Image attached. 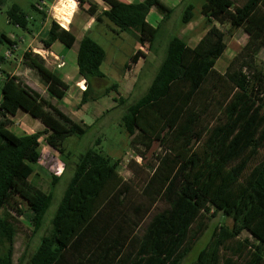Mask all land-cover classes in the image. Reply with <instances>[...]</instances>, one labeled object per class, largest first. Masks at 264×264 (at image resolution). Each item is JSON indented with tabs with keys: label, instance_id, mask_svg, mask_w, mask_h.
<instances>
[{
	"label": "trees",
	"instance_id": "16d2710c",
	"mask_svg": "<svg viewBox=\"0 0 264 264\" xmlns=\"http://www.w3.org/2000/svg\"><path fill=\"white\" fill-rule=\"evenodd\" d=\"M102 2L105 8L95 22L108 23L137 43H142L143 35L151 43L155 39L157 29L147 21L150 10L160 15L161 22L173 13L161 0ZM199 13L208 28L203 37L191 48L172 36L146 93L126 106L121 116L128 137L137 134L141 144L149 147L159 142L165 150L143 194L151 203L165 197L169 208L156 214L143 235L136 237L134 230L146 212L133 207L134 219L123 211L129 187L119 177L118 162L89 148L78 156L50 230L40 238L29 264H181L208 220L219 213L231 220V226L216 227L192 264H264V77L253 63L264 50V0H202ZM45 19L42 13L40 20ZM193 19L194 6L184 0L180 21L187 25ZM6 20L23 32L32 31L27 15L17 5L6 11ZM213 22L242 29L248 36L223 73L215 70V64L226 50V37ZM55 42L71 49L76 38L51 21L40 43L49 49ZM0 43L11 52L16 46L4 34H0ZM105 58L103 48L89 35L79 40L76 67L85 89L78 108L98 99L90 96L92 81L104 78L100 66ZM5 60L0 54V73H4ZM20 63L37 75L49 97L65 98L68 85L43 58L25 50ZM116 89L112 84L100 97L118 94ZM112 100L116 105L124 103L121 98ZM19 111L40 121L43 131L13 133L8 118ZM87 129L20 77L4 76L0 97V264H12L16 221L10 213L21 216L24 204L32 213L30 224L36 234L52 201L58 178L53 177L48 192L32 181L36 178L32 166L40 159V138L44 136L45 143L62 155L65 139L83 136ZM99 143L96 139L94 146ZM243 231L253 242L238 241ZM226 251L230 256L223 254Z\"/></svg>",
	"mask_w": 264,
	"mask_h": 264
},
{
	"label": "rangeland",
	"instance_id": "374dc122",
	"mask_svg": "<svg viewBox=\"0 0 264 264\" xmlns=\"http://www.w3.org/2000/svg\"><path fill=\"white\" fill-rule=\"evenodd\" d=\"M69 1L0 0V34H4L16 42V46L12 48V58L10 56L6 57L5 63L1 66L4 73H0V77L2 76L0 87L2 86L4 76L8 73L24 78V81L35 89L40 86V82L37 80L35 73L28 72L27 70L26 76H24L23 72L26 69L21 63H18L20 65L17 64L18 60L17 62L13 61V58L19 59L25 50H29L43 59L45 58L46 66L50 69L52 67L55 68L54 60L49 50L42 46L40 40L46 36L45 31L51 21L58 23L59 26L61 25V22L54 17L53 8ZM71 1L75 5L73 6L71 4L73 10L72 15L69 17L71 24L65 28L60 27L71 31L77 39V42L70 50L63 48L65 49L64 59L66 64L62 69L55 68L56 72L61 77L68 75L72 79L76 78L79 81L81 80L77 72L72 69L76 67L78 41L82 36L87 34L106 53V58L100 66V71L104 74V78L92 81V92L90 96L98 97V99L94 103H88L84 111H78L77 106H73L71 103L73 88L68 92V95L71 97L70 99L66 98L57 102V108L61 109V111L65 110L67 114L73 113L72 117L74 119L81 117L85 125L88 126V129L83 136H68L62 144L64 150V154L62 155L57 151L53 154L54 150L45 143L44 136L40 138V146L38 148L40 159L38 163L32 166L36 173V178L32 181L43 192H48L51 188L53 177L58 179L52 188L53 197L44 216L42 229L36 234H32V226L30 224L32 213L24 204L20 206L23 212L21 216L10 213L16 221L12 264H29L30 255L37 247L40 238L50 230V222L72 178L73 166L78 156L89 148L96 149L104 156H107L111 162H118L117 172L119 177L123 180L126 179L129 187L124 196L123 211L127 215L134 217V219L136 215L132 211L133 207H140L146 212L134 230L136 237L143 235L147 224L156 214L169 208V202L165 197H157L151 203L149 197L143 194V189L159 159L165 155V150L159 142H153L149 147L141 144L143 143L142 139L137 134L133 137H128L121 126V116L126 106L146 93L161 60L164 58L167 42L172 36H177L182 39L191 48L203 37L208 28L205 25L204 17L199 13L202 0H189L194 6V19L187 25H183L180 21L184 0H161V2L173 9V13L165 22H161L160 15L154 10L152 12L153 16H148L147 21L149 24L157 29L155 39L152 43L144 35L141 36L142 43L134 42L129 34L118 32L108 23H96V15L105 8L102 0H84L85 3L83 5L79 4L77 0ZM41 2L44 4L41 5ZM12 5H17L27 15L28 20L32 24L31 33L23 32L7 23L6 11ZM34 5L38 9L37 11L33 8ZM42 13L46 16L43 22L40 20ZM44 23H46V26H44ZM83 27L87 28L86 31L82 30ZM218 28L225 33L227 50L225 52L226 54L216 62L215 70L223 73L232 58L245 44L246 35L242 29H231L226 23L224 25H218ZM56 45L63 47L59 42H56ZM54 50H56L55 46ZM5 51L6 45L0 43V54H4ZM138 52L142 53L143 56L138 54ZM253 63L254 67L264 77V50L257 54ZM112 84L117 85L116 90L118 94L110 92L108 96L100 97L104 89ZM81 87L83 89L85 88L84 85ZM262 88H264V81H262ZM45 96L48 97L46 93ZM114 97L123 99L124 103L116 105L114 102L115 107L108 109L106 106L112 104L113 101L111 100ZM17 116L13 120L8 119L9 123H7L9 129L16 135L22 129L29 133L43 131L42 126L37 128L25 119L23 120L21 113ZM75 122L81 123V121ZM96 139L100 140L97 147L94 146ZM231 223L229 218L224 217L220 213L210 218L205 231L195 242L181 264H192L198 251L209 241L214 229L220 225L230 227ZM237 239L238 241L249 239L250 242H253L252 238L244 231ZM234 243L228 244V247L233 246ZM223 254L230 256L229 251Z\"/></svg>",
	"mask_w": 264,
	"mask_h": 264
},
{
	"label": "crops",
	"instance_id": "0c3cea01",
	"mask_svg": "<svg viewBox=\"0 0 264 264\" xmlns=\"http://www.w3.org/2000/svg\"><path fill=\"white\" fill-rule=\"evenodd\" d=\"M121 1H124V0H121ZM141 1H143V0H128V1H124V2H127V3H137V2H141ZM152 12H153V10H150V12H149V15L148 16H153L152 15ZM148 18V17H147ZM71 24V23H70ZM69 24V25H70ZM213 25H215V26H217L218 27V24L217 23H215V22H213ZM44 26H46V23H44ZM73 26V25H72ZM48 28H49V25H48V27H47V29H46V31L45 32H47V30H48ZM86 27H83V29L82 30H85L86 31ZM246 35V34H245ZM83 37V36H82ZM247 38H248V36L246 35V41H247ZM81 39V38H80ZM245 41V42H246ZM76 42H77V39H76ZM75 42V43H76ZM79 42V41H78ZM198 43V42H197ZM196 43V44H197ZM195 44V45H196ZM54 46H55V48H56V50H54ZM63 46V45H62ZM74 47V46H73ZM72 47V48H73ZM64 47H58V45H56V42L55 43H53L52 44V46L49 48V49H47V50H49V52H50V55L52 56V58H53V60H54V58L55 59H57V60H55L54 61V64L56 65L57 63H59V62H62L64 65L62 66V67H60V68H57L56 66H55V68H57V69H62V68H64L65 67V64H66V62H65V59H64V52H65V49H63ZM71 48V49H72ZM67 50H70V49H67ZM226 50H227V44H226ZM226 50L224 51V53H223V55L222 56H224L226 53ZM239 52V51H238ZM237 52V53H238ZM236 53V54H237ZM45 59V58H44ZM219 60V59H218ZM217 60V61H218ZM13 61H16L17 62V58L15 59V58H13ZM17 64H18V62H17ZM18 65H20V64H18ZM54 67H52V69L51 70H53V71H56V69H55ZM26 70H24V72H23V75L24 76H26V71L28 70V72H30L31 70H29V69H27V68H25ZM72 70H75L76 72H77V67H73V69ZM31 72H33V71H31ZM34 73V72H33ZM60 77H61V75H59ZM2 77V76H1ZM0 77V80L2 79ZM36 77H37V75H36ZM62 78V80L68 85V91H67V94H66V96H65V98L64 99H70L71 97H70V95H68V92L71 90V88H73V90H72V105L73 106H77V108H78V105H79V103H80V99H81V95H82V92L84 91L82 88H81V86H83L84 85V87H85V84H84V81L81 79L80 81L78 80V79H72L70 76H68V75H64V76H62L61 77ZM80 78V77H79ZM22 80H23V82L26 84V85H28L31 89H33V90H35V91H37L45 100H47V101H49L51 104H53L54 106H56L57 107V100L56 99H54V98H51V97H49V95L47 94V92H46V89H45V87L43 86V85H41V83H40V86L37 88V89H35V88H33L29 83H27L26 81H24V78H21ZM3 80H4V78H3ZM2 80V81H3ZM37 80L39 81V79H38V77H37ZM40 82V81H39ZM73 82V83H72ZM72 83V84H71ZM2 87V86H1ZM0 87V88H1ZM85 89V88H84ZM1 91V90H0ZM45 93H46V95L48 96V97H46L45 96ZM0 97H1V93H0ZM113 99V98H112ZM111 101H113V100H111ZM96 102V101H95ZM90 103V102H89ZM94 103V102H93ZM87 104L88 103H86V104H84V105H82L80 108H78V111H80V112H82V111H84L85 110V108H86V106H87ZM108 109H111V108H114L115 107V103H114V101L112 102V104H108V106H106ZM59 109V108H58ZM107 109V110H108ZM59 110H61V109H59ZM62 112L63 113H65V114H67V112L65 111V110H62ZM19 113H21L22 114V119L24 120H26L27 122H30V124L32 125V126H35V127H37V128H40V126H42L41 128L42 129H44V126L40 123V121H38L37 119H34V118H32L29 114H27V113H25V112H22V111H19L18 113H17V115L19 114ZM71 116H70V115ZM69 114H67L69 117H71V119H74L72 116H73V113L71 114V113H69ZM15 116V117H18V116ZM15 117H9L8 119L10 120H13ZM30 117V118H29ZM75 121H81V123L82 124H84L85 125V122H84V120L80 117V118H76V119H74ZM20 133V134H19ZM36 133V132H35ZM22 134H33V133H29V132H27V131H24L23 129H22V131L20 130L19 132H18V134L17 135H22ZM53 154H55V151H54V153ZM73 170H74V166H73ZM73 173H74V171H73ZM59 174H60V172H59ZM124 180H126V179H124Z\"/></svg>",
	"mask_w": 264,
	"mask_h": 264
},
{
	"label": "bare ground",
	"instance_id": "6f19581e",
	"mask_svg": "<svg viewBox=\"0 0 264 264\" xmlns=\"http://www.w3.org/2000/svg\"><path fill=\"white\" fill-rule=\"evenodd\" d=\"M71 1L62 3L60 5H57L53 8L54 17L56 20L61 22V26L65 28L70 24L69 17L72 15L73 12L71 8ZM82 88V87H81ZM83 89V88H82ZM84 90V89H83Z\"/></svg>",
	"mask_w": 264,
	"mask_h": 264
},
{
	"label": "built area",
	"instance_id": "2783aa9c",
	"mask_svg": "<svg viewBox=\"0 0 264 264\" xmlns=\"http://www.w3.org/2000/svg\"><path fill=\"white\" fill-rule=\"evenodd\" d=\"M44 3L43 2H41V5H43ZM61 26V25H60ZM8 56H12V52L11 51H9V50H7V51H5L4 52V57H5V59H6V57H8ZM12 58V57H11ZM18 60V63H20V61H21V57L19 58V59H17ZM55 60H57V59H55L54 58V61ZM64 64L62 63V62H59V63H57L55 66L57 67V68H60V67H62Z\"/></svg>",
	"mask_w": 264,
	"mask_h": 264
}]
</instances>
